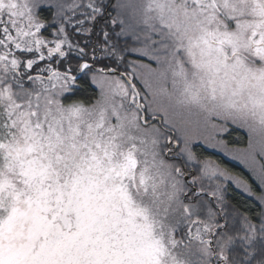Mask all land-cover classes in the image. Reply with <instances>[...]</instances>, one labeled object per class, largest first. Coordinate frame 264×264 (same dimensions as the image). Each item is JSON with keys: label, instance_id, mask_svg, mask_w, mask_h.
<instances>
[{"label": "snow or ice", "instance_id": "1", "mask_svg": "<svg viewBox=\"0 0 264 264\" xmlns=\"http://www.w3.org/2000/svg\"><path fill=\"white\" fill-rule=\"evenodd\" d=\"M0 264H264V0H0Z\"/></svg>", "mask_w": 264, "mask_h": 264}, {"label": "trees", "instance_id": "2", "mask_svg": "<svg viewBox=\"0 0 264 264\" xmlns=\"http://www.w3.org/2000/svg\"><path fill=\"white\" fill-rule=\"evenodd\" d=\"M92 91H97L94 86H92ZM241 135H243V134H241ZM235 138H236V134H234L231 139L234 140ZM237 146L238 147L242 146V144H239ZM196 150L197 151H203V154L205 156H210L213 160L220 163L223 167H227L231 171H233L234 173H238L244 177H247L251 183H253L254 185L256 184L255 181L251 178V176L244 169H242L239 165L223 158L221 155H218L214 152H210L203 147H197ZM256 186H257V190L259 191L258 185H256ZM230 194L233 197L234 203L238 204L242 209L243 208H251V209L256 208L257 202L254 201L253 198H251L247 194L237 190L233 186L230 189Z\"/></svg>", "mask_w": 264, "mask_h": 264}, {"label": "rangeland", "instance_id": "3", "mask_svg": "<svg viewBox=\"0 0 264 264\" xmlns=\"http://www.w3.org/2000/svg\"><path fill=\"white\" fill-rule=\"evenodd\" d=\"M241 134H243V133H241ZM245 139H246V137H245ZM202 147V146H201ZM205 149H207L208 151H210V152H214V153H216V154H218V155H221L223 158H225V159H227V160H229V161H231V162H233V163H235V164H237V165H239L242 169H244L250 176H251V178H252V175H251V173L248 171V169L244 166V164H242L239 160H237V159H234L232 156H229V155H227L226 153H224V152H221V151H219V150H214V149H211V148H205ZM253 179V178H252ZM256 183V182H255ZM233 187L235 188V185H233ZM258 188H259V186H258ZM237 189V188H236ZM237 190H239V191H241L240 189H237ZM242 192V191H241ZM246 194V193H245Z\"/></svg>", "mask_w": 264, "mask_h": 264}]
</instances>
